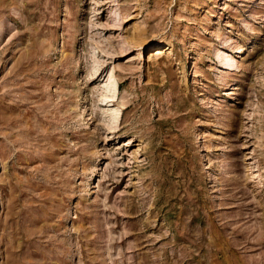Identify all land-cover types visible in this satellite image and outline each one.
Masks as SVG:
<instances>
[{"label":"rangeland","instance_id":"obj_1","mask_svg":"<svg viewBox=\"0 0 264 264\" xmlns=\"http://www.w3.org/2000/svg\"><path fill=\"white\" fill-rule=\"evenodd\" d=\"M0 264H264V0H0Z\"/></svg>","mask_w":264,"mask_h":264},{"label":"bare ground","instance_id":"obj_2","mask_svg":"<svg viewBox=\"0 0 264 264\" xmlns=\"http://www.w3.org/2000/svg\"><path fill=\"white\" fill-rule=\"evenodd\" d=\"M108 80H110V79H108ZM112 88H114V89H112V90H110L109 92H111V93H115V87H112Z\"/></svg>","mask_w":264,"mask_h":264}]
</instances>
